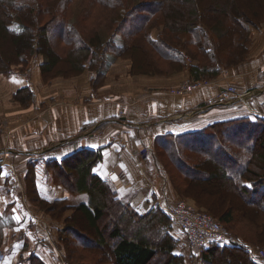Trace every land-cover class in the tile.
Here are the masks:
<instances>
[{
  "label": "trees",
  "instance_id": "obj_1",
  "mask_svg": "<svg viewBox=\"0 0 264 264\" xmlns=\"http://www.w3.org/2000/svg\"><path fill=\"white\" fill-rule=\"evenodd\" d=\"M76 3L78 12L73 8ZM200 3L201 0H0V38L12 52V57L6 58L0 53V73L9 76L13 68H25L39 56L42 60L38 68L45 83L56 77H76L85 69L94 81L104 79L107 55L112 51L114 57L108 63L127 59L132 75L170 77L187 71L194 81L214 80L223 71L247 61L251 32L264 25V0H215L210 10L213 17L208 19L203 17ZM132 12L137 14L132 16ZM50 27L55 28L53 35H49ZM51 36L55 37L54 45L49 40ZM154 54L160 57L158 61H152ZM14 98L26 104L33 94L24 87L15 92ZM154 149L179 200H190L230 231V224L236 221L230 198L242 196L251 210L247 211L246 206L241 220L256 228L264 226V117L245 116L214 122L196 132L167 133L154 140ZM174 152L181 156L180 160ZM101 158V148L83 149L59 161L46 162V170L68 194L86 196V201L73 205L67 204V198L54 203L35 200L45 213L64 217L66 240L62 251L67 253L66 263L71 264L68 246L73 245L77 255L89 247V242L71 234L68 221L72 220L100 243V253L87 264H149L159 252L163 254L159 264H193L174 254L181 241L171 234L173 222L165 211L156 206L139 214L109 181L93 173ZM109 212L120 215V220L106 228ZM135 223L134 236L121 233V224ZM142 230L159 237L151 242ZM257 233L255 240L233 233L239 241L236 245L209 242L200 252L202 263L262 264L261 258L246 251L256 246L264 251V233ZM103 256L110 261H103ZM80 258L83 256L78 255ZM28 262L45 264L35 255Z\"/></svg>",
  "mask_w": 264,
  "mask_h": 264
},
{
  "label": "crops",
  "instance_id": "obj_2",
  "mask_svg": "<svg viewBox=\"0 0 264 264\" xmlns=\"http://www.w3.org/2000/svg\"><path fill=\"white\" fill-rule=\"evenodd\" d=\"M41 60H32L26 74H0V264H29L32 255L45 264H60L64 217L45 213L35 200L67 198L68 204L77 195L55 182L46 162L101 148L94 174L108 180L120 197H130L139 214L156 206L165 211L180 196L162 172L154 149L157 137L196 132L239 117H264V25L251 32L247 61L186 94L169 90L191 79L187 71L170 77L130 75L124 58L110 63L99 85L93 84L88 70L47 85L38 68ZM227 84L237 87L241 100L204 105ZM24 87L33 98L21 104L14 94ZM174 236L181 241L175 255L203 264L200 253H193L179 232ZM251 248L246 251L260 259V248Z\"/></svg>",
  "mask_w": 264,
  "mask_h": 264
},
{
  "label": "rangeland",
  "instance_id": "obj_3",
  "mask_svg": "<svg viewBox=\"0 0 264 264\" xmlns=\"http://www.w3.org/2000/svg\"><path fill=\"white\" fill-rule=\"evenodd\" d=\"M214 2H215V0H201V3H200V5H201V10H202V13H203V17H206V19H208V17H213V15H211L212 13H210V10H211V8H212V6H213V4H214ZM168 4L169 5H172V1H169L168 2ZM78 7H79V4H75L74 6H73V8H74V11H77L78 12ZM132 14V16H135V14H137L136 12H132L131 13ZM205 19V20H206ZM211 23V22H210ZM51 28V27H50ZM55 32V28H51V30L49 31V35H53V33ZM55 37L53 36H51V38L49 39L50 41H51V44H53L54 45V43H56V41H55V39H54ZM57 46L59 45V44H56ZM0 53H1V55H2V57L3 58H6V57H12V52H11V50L5 45V40L4 39H2V38H0ZM141 49V48H140ZM187 52H189L188 50H187ZM149 55L152 53V50H149ZM108 57H107V59H106V63H107V71H106V73H105V75L107 74V72H108V67H109V63H108V61H109V59H112L113 57H114V53L111 51V52H109L108 53V55H107ZM153 57H152V61H158V59L160 58L157 54H154V55H152ZM157 57V58H156ZM36 58L38 59L39 58V56H36V57H34L32 60H36ZM185 59H186V61L188 62V59H187V57L185 56ZM111 61V60H110ZM30 64V63H29ZM29 64H28V66H29ZM88 65H89V63L87 62L86 63V68H88ZM28 66L27 67H25V68H20V67H15V68H13L12 69V73L9 75V76H11L13 73H15V72H19V73H23V74H26V71H27V69H28ZM86 71V69L84 70V72ZM84 72L82 73V74H84ZM1 74V73H0ZM81 74V75H82ZM129 74L131 75V72H130V69H129ZM3 75V74H2ZM5 77H9V76H6V75H4ZM79 76V75H78ZM149 76H151V77H154V76H160V75H149ZM106 76H104V78H105ZM165 77H169V76H165ZM42 78V77H41ZM71 78H73V77H71ZM71 78H62V77H56V78H54V79H52V81L51 82H54V81H56V80H59V79H62V80H68V79H71ZM94 78V77H93ZM43 80V79H42ZM93 81V80H92ZM103 81V78L101 79H97V78H95L94 79V81H93V84H97V85H99V83L100 82H102ZM190 81H194L192 78L190 79V80H187V81H183V82H181V84L180 85H178L176 88H172V89H170L169 90V92H173V90H175V89H178V88H180L183 84H187L188 82H190ZM196 81H202V80H196ZM215 81H216V79H214V80H208V82H209V85H211L212 83H215ZM51 82H49V83H45L44 82V80H43V83L44 84H47V85H49ZM221 86V85H220ZM227 86H235V85H233V84H230V85H224V86H221V87H227ZM236 87V86H235ZM237 88V87H236ZM238 90V89H237ZM238 92H239V90H238ZM240 93V92H239ZM33 94V93H32ZM241 94V93H240ZM208 99H210V98H208ZM207 101V100H206ZM205 104H206V102H205ZM221 141V143L222 144H225V142H224V140L223 139H221L220 140ZM192 142V141H191ZM193 143V142H192ZM219 146V145H218ZM217 146V147H218ZM217 147H215V148H217ZM226 147H227V145H226ZM174 154V156L175 157H178V159L180 160L181 159V156L179 155V154H177V152H174L173 153ZM183 160H184V158H182ZM167 163V161H165V164ZM170 170V169H169ZM96 175V174H95ZM98 176V175H97ZM102 179V178H101ZM104 180V179H103ZM108 181V180H107ZM112 185V184H111ZM114 188V187H113ZM128 200H130V197H128L127 198ZM226 199H228V198H226ZM231 200H232V207H233V217L236 219V221L235 222H232L230 225H231V229H230V231L231 232H233V233H236V234H238V233H243V234H245V235H248L247 237L249 238V239H251V240H255L258 236V230H260L261 231V233L263 234L264 233V226L262 227V228H260L261 226H259V225H257V228L255 227V226H253L252 224H248L247 222H244L243 220H241V211L247 206L246 204V202H245V200H243L242 199V196H238V195H233V198H230ZM84 201H86V196L84 195V194H81V195H77V196H74V197H72L70 200H69V205H73V204H77V203H80V202H84ZM129 203H130V201H129ZM249 210H251L248 206H247V211H249ZM168 214V213H167ZM119 217H120V215H117V214H115V213H112V212H109L108 213V215H107V218L105 219V227L107 228V226H115V225H117L119 222ZM69 223H68V225H69V227L71 228V234L73 233V234H75V237H76V239L78 240V238L80 239V240H82V241H85V242H89V245H87V246H89L88 248H87V250H84V252L83 253H81V255L80 254H78L79 256H83V258H80V259H78V255L76 254V249H74L73 247H71V246H73V245H71L70 247L68 246V248H69V258H70V260H71V264H87L88 262H89V260L91 259V258H96L95 256L96 255H98V253H100V248H99V246H97V244L99 243V241H97L94 237H91V236H89L88 234H86V233H84V232H82L81 231V229L77 226V225H75V223L71 220V221H68ZM173 222V221H172ZM133 225H138L137 223H135V224H131V225H127V224H121L120 226V228H121V233L123 234V235H125L126 237H132V236H134V232L136 231L135 229H136V227H134ZM171 229H170V232H171V234H173V235H175V233H178L179 232V234L182 236L181 237V240L182 239H184V240H186V237L183 235V233L182 232H180L179 230V228H177V227H175L174 226V224H171ZM225 228V227H224ZM226 229V231H227V233L228 234H230L231 236H233L237 241H238V238H237V236L235 235V234H233V233H231L227 228H225ZM256 230V231H255ZM142 233H143V235H145L146 237H147V239H149V241H151V242H153V241H155L156 240V238L157 237H159L158 236V234L156 235V237L153 235V234H151L150 232H145L144 230H142L141 231ZM256 232V233H255ZM84 237V238H80V237ZM100 244V243H99ZM103 246H105V244L104 243H101ZM256 247H260V246H256ZM253 248H255V247H253ZM102 249V248H101ZM261 249V248H260ZM75 250V251H74ZM66 254L67 253H65V254H62V257H61V260H60V264H68V263H66L67 262V260H66V258H65V256H66ZM163 256V254L162 253H158V255H157V257L155 258V259H153L149 264H159V262H160V259H161V257ZM103 261H110L109 260V257L108 256H103L102 258H101ZM92 263H94V261L92 260Z\"/></svg>",
  "mask_w": 264,
  "mask_h": 264
},
{
  "label": "built area",
  "instance_id": "obj_4",
  "mask_svg": "<svg viewBox=\"0 0 264 264\" xmlns=\"http://www.w3.org/2000/svg\"><path fill=\"white\" fill-rule=\"evenodd\" d=\"M208 84L207 80L190 81L187 84H183L180 88L173 90L172 93H191ZM241 98L242 94L238 92L235 86L221 87L214 97L207 99L206 105H226L233 101L241 100ZM261 109L264 116V102L261 104ZM165 211L171 217L173 224L178 226L180 231L185 235L189 247L199 253L207 247L209 242L217 241L223 244H239V241L227 233L220 221L198 208L188 199L178 200ZM248 249L252 251L251 247ZM256 253L259 257L264 258V251L262 249L257 250Z\"/></svg>",
  "mask_w": 264,
  "mask_h": 264
}]
</instances>
